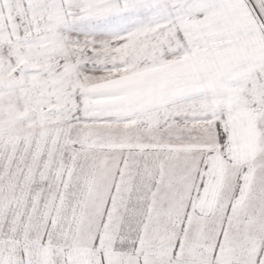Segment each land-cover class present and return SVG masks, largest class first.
I'll list each match as a JSON object with an SVG mask.
<instances>
[{
  "label": "snow or ice",
  "instance_id": "6c2138e0",
  "mask_svg": "<svg viewBox=\"0 0 264 264\" xmlns=\"http://www.w3.org/2000/svg\"><path fill=\"white\" fill-rule=\"evenodd\" d=\"M0 264H264V0H0Z\"/></svg>",
  "mask_w": 264,
  "mask_h": 264
}]
</instances>
